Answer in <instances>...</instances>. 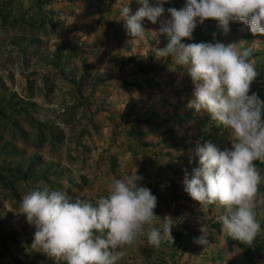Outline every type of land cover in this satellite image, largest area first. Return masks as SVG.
Instances as JSON below:
<instances>
[{"label":"clouds","instance_id":"9594fccd","mask_svg":"<svg viewBox=\"0 0 264 264\" xmlns=\"http://www.w3.org/2000/svg\"><path fill=\"white\" fill-rule=\"evenodd\" d=\"M141 5L135 14L124 6L120 16L127 33L134 40H145L143 21L156 24L162 20L156 35H166L165 47L157 48L159 58H171L184 66L194 85L188 107L206 111L211 120L230 130L231 147L220 150L211 142L198 145L199 166L184 190L202 207L219 204L222 231L251 245L261 232L257 219V193L264 177L256 161L264 163V100L252 91L259 73L233 43H184L192 40L197 21L214 20L222 32H230L231 22L248 26L253 35L264 36V0H186L177 9L164 5L170 0H137ZM143 178L132 175L115 179L107 195L74 200L64 190H32L23 196L20 213L34 226L33 249H38L66 264H117L123 248L147 231L148 243L159 247L161 228L151 226L156 219L157 197L141 186ZM174 221L164 217L163 238L173 243ZM194 242L206 245L207 226Z\"/></svg>","mask_w":264,"mask_h":264},{"label":"rangeland","instance_id":"374dc122","mask_svg":"<svg viewBox=\"0 0 264 264\" xmlns=\"http://www.w3.org/2000/svg\"><path fill=\"white\" fill-rule=\"evenodd\" d=\"M16 1L20 3L23 17L36 19L38 14L41 13L47 18L53 19V21H63L64 24L66 23V27L63 30L58 29L55 31L47 28L48 30L46 29L45 32L41 29H35L31 32L24 31L18 27V23L10 27H0V83L3 82L4 86L10 88V90L14 91L24 100L27 99L33 102L35 105L33 104L31 107V115L36 120H50L51 123L56 124L60 129L61 137L56 141L53 148H50L49 143L45 139L41 141L35 140L34 125L22 114H18L15 117L19 126L11 131L10 119H7L3 130L0 131V143H11L15 148H18L20 156H23V158L39 155L41 160L43 159L47 163L52 161L54 164H60L67 169L65 170V174L71 180H77L79 172H83L82 170H84L83 166L78 162H67V156L75 154L76 149L82 151L90 160H93L101 152L118 153L120 160H123V156L128 152H126V147L124 148V144L121 142L119 136H124V130L117 131L114 134L117 136L116 140H119V143L109 144V148L105 145L109 141L106 138V123L103 124L104 128L99 130V135L94 138L81 134L80 140L84 142L82 145L75 140L80 134V127L86 124V118L89 117L84 112L83 106L76 101L75 83L77 85L80 84L82 91L86 92L89 91L91 83H96L93 89L97 95L93 104L97 102L96 110L100 111L97 114L99 118L102 117V111L105 110H111L116 115L127 113L125 118L136 117L140 121L145 118L148 111L153 112L157 117L162 116V114H169L172 117L171 120L175 121L171 133L174 142L172 141L170 145L166 142L157 141V143H154L158 137L156 134L148 131L147 128H145L146 133L142 136V140L149 142V145L146 146L149 154L157 153V150H159L156 159V164L159 166H170V168L181 169L185 158L198 157L196 155L198 145L203 146L204 143L212 141L211 137L216 138L218 134L221 135V139L214 141L213 144L220 148L221 144L227 139L230 143L226 148H230V139H232L230 130L224 127L215 129L212 127L214 121L211 120L210 115L206 111L201 110L197 112L194 108L188 107L189 101L193 99V82L188 76H184V74L174 70L173 66H167L165 71L161 70L159 74H154L155 76L150 81V87H148V84L144 80L137 79L140 81L139 89L125 90L123 88L120 74H125L131 70L134 67V61L141 59L143 63L149 62L151 58L148 57V53H151L152 50H154L153 55L151 54L153 59L156 61L161 59L155 55L156 49L160 47L149 43L147 36L156 38L160 42L164 41L167 37L166 35H156L153 33H158L160 23L152 24L147 19L143 21V27L147 31L145 40H134L128 35L125 27L126 22L120 16V13L122 8L127 6L131 10L130 14H135L138 8L141 7L137 0H69V3L72 4L70 6L74 8L72 12L68 7L69 5L58 0H48L47 2L40 0V10H37L38 12H36L35 7V3L38 0ZM84 10L89 11V14L80 17L79 14ZM110 18H113L114 22L121 24L124 29V37L118 42L106 37L102 32L100 19ZM15 36L22 38V40L28 38L37 39L40 50H42L41 55L39 57L29 56L30 58L28 57L26 60L24 57L23 59L22 47L19 50L12 41ZM73 38H81L84 41L81 48L84 50L82 54L84 55L85 62H81L78 65L75 59L68 55L61 65L66 71L73 74V80L61 78L56 71H51V81L48 82L49 89L47 90L43 84L42 77L49 71V68H52V65L48 64L47 59L50 58L56 44L60 42H63L61 53L63 52L64 54L70 45L69 42H73ZM25 46H28L25 48L27 51H31L34 48L33 43H27ZM128 58L132 60L121 64L123 60ZM258 68H261V74L253 82L252 88L254 90L256 88L255 92L259 95L260 99L264 100V65H257L256 71L259 73ZM52 70L54 69L52 68ZM83 70L85 76L80 78L79 73ZM101 79L105 80L104 84L97 82ZM125 80L127 79L125 78ZM50 83L53 84V87ZM173 114H176L175 117ZM201 120L204 123L199 124V130H196V125ZM196 132H200V135L198 134L199 138L194 137L191 145H188L191 136L197 134ZM120 147L124 148L121 150L122 153L118 150ZM164 152H167V154ZM102 154L104 155V153ZM1 160L2 156L0 155V162ZM259 169L262 177H264V167ZM178 176L174 180L179 184L177 189L178 197L170 198L161 184L156 186V191L160 194V197L163 196L168 199V202H166L167 207L164 211L168 213L178 208L177 215L179 217L185 213L188 207L193 208L199 214L200 212L206 213L208 209L203 207L201 211L196 207L197 205L191 203L193 199L184 190V177L178 179ZM261 184L264 189V184L262 182ZM262 193L257 196L256 201L257 206L261 208L264 207V192ZM0 202L4 204L5 208H11V198L8 196V192L1 186ZM209 210L214 211V208L209 207ZM14 223L18 225V221ZM153 224L155 225L157 222L153 221ZM153 224L151 226H154ZM149 227L148 225L145 227L143 234H147ZM187 231L188 227L183 230L182 234ZM215 232L217 231L215 230ZM216 240L217 245H220V249L222 250L219 255L215 254L216 245L214 243L206 244L203 249L204 253L197 254L198 256H193V258H191L192 256L187 257L186 250L182 247L181 251H175L173 255L169 247L161 253H163V258H165V264H170L172 259L179 263L184 262L183 264H203L197 261V257L200 256L208 259L206 264H235L234 260L228 261L232 253L226 250L225 238H222L221 243H218L219 239L216 238ZM224 251H227V253L224 254ZM41 253L44 252L41 251ZM250 255L247 264H264V247H261V245L253 248ZM25 261L27 264L41 263L37 257L34 258L31 255L30 257H25ZM261 261L262 263H260ZM139 262L140 256L134 255L132 259L130 253L126 252L117 261V264H139Z\"/></svg>","mask_w":264,"mask_h":264},{"label":"trees","instance_id":"16d2710c","mask_svg":"<svg viewBox=\"0 0 264 264\" xmlns=\"http://www.w3.org/2000/svg\"><path fill=\"white\" fill-rule=\"evenodd\" d=\"M47 1L48 0H43V2ZM58 1L69 5L68 7L71 12L72 9H74L70 6L72 4L69 3V0ZM40 3V0L35 3L36 12L40 10ZM87 14H89V11L84 10L81 14H79V16L83 17ZM100 21L102 32L106 35V37H109L111 40L116 42L123 39L125 33L121 24L114 22L113 18L104 20L100 19ZM17 23L19 28L29 32L35 29H41L45 32L47 28L54 31L58 29L63 30L66 27V23L64 24L63 21H53V19L47 18L41 13L38 14L36 19L23 17V12L20 9L19 2L16 0H0V27H10L16 25ZM238 23V21L231 22L230 28L233 29L236 25H238ZM221 32L222 30H217L214 25H209V23L204 25V22L201 24L197 21V27L193 32V39H185L183 42L186 44L200 42H221L227 44V38L229 37ZM147 37L149 43L160 48L165 47L168 42L167 37L162 42L157 41L156 38H152L149 35ZM73 39V42H69L70 45L64 54L63 52L61 53V46L63 45V42H60L59 44H56L50 58L47 59L48 64H50V66L52 65V68L54 69L52 70V68H49V71L42 76L44 82L43 84L47 90L49 89L48 82L51 81V71H56L61 78L73 80V74H70L69 71H66L61 65L68 55L73 57L78 65L81 62H85L84 55L82 54L84 50L81 48L84 41L81 38ZM233 40L234 39L232 37L229 38V41ZM12 41L16 44V48L19 50L22 47V57L23 59L25 57V60L28 59L29 56L39 57L41 55L42 50H40L37 39L28 38L22 40V38L15 36ZM27 43L34 44V48L31 51H27L25 49L28 47L25 46ZM153 52L154 50H152L151 53H148V57L151 58L149 62L143 63L141 59H138L134 61V67L131 70L127 71L125 74H120L122 77V85L125 90L139 89L140 81L137 79L144 80L148 84V87H150L151 79L156 74H159V71H165L167 66H173L174 70H177L181 74H184V76L186 75L191 79L184 66L175 64L171 58H161L156 61L153 59ZM128 60L132 59L128 58L123 60L121 64L127 63ZM24 63L26 62L24 61ZM79 75L80 78L84 77V70L80 71ZM125 78L127 80H125ZM104 81L105 80L101 79L97 82L104 84ZM50 84L53 87V84ZM95 84L96 83H91L89 91L86 92L82 91L80 84L77 85V83H75L76 101L83 106L84 112L89 115V117L86 118V124H83L80 127V134L75 140L82 145L84 142H81L80 140L81 134L86 137L94 138L99 135V130H101V128L103 129V124L106 123V138L109 140L108 143L105 144L107 148L110 147L109 144L119 143V140H116L117 136L114 134L117 131L124 130V136H119V138L124 144V148L126 147L125 150L128 153L123 156V160H120L118 153L113 154L112 152H101L93 160H90V158L83 154L82 151L76 149L75 154H69L67 156V162H78L83 166L84 171L79 172L77 180H71L70 177L65 174V170L67 169L60 164H54L52 161L47 163L43 159L41 160L39 155L23 158V156H20L18 148H15L11 143H0V155L2 156V160L0 162V186L8 192V196H10L12 201L11 208H5L3 206L4 204H1L0 202V264H27L25 257H30V255L34 256V258L37 257L41 262L39 264H66L64 261H57L55 258L45 253H41L38 249L32 248L35 228L30 229V224L27 222L26 217L20 213V203L23 196L32 190H43L46 187L49 190H64L73 200L77 197H89L96 199L102 195H107L109 185L113 183L115 179L132 175L137 171V175L142 176L143 178L139 181V184L149 188L152 194L157 197V206L154 209L157 216L155 219L157 224L154 226L161 228L162 235L159 247L152 246L148 243L147 234L140 235L134 241L135 243L133 242L131 245L124 246V254L126 252L130 253L132 259L134 258V255L140 256L139 264H165V258H163V253L161 252H164V250L169 247V250L173 252L172 255L174 254L176 248H178L176 243L181 239L183 230L190 224L188 221L189 218L195 217L194 213L196 214V212L190 207L186 208L185 213L180 217L177 215L178 208L169 211L166 216L163 215L165 213L164 209L167 207L166 198L160 197V194L156 192V185L161 184L170 198L178 197L179 195L177 193V189L179 184L174 180L177 178V175L181 176H178V179L185 177L186 173L190 178L193 174V169L199 166V158L195 156L185 158L184 164H182V167L179 170L174 167L170 168V166L162 167L156 164L159 150H157V153L149 154L148 150H146V146L149 145V142L142 140V136L146 133L145 128H147L148 131L156 134L158 137L154 143H157L158 141L166 142L170 145L172 141L174 142L171 133L175 121L171 120L172 117L169 114H162V116L157 117L153 114V112L148 111L145 118L140 121L139 118L136 117L125 118L127 113H120L116 115L113 114L111 110H105L102 111V117L99 118L97 114H99L100 111L96 110L97 102L93 104L97 95L93 89ZM255 90L252 88V91L255 92ZM33 104L34 103L30 100H24L22 97L18 96L14 91L4 86V83L1 82L0 131L3 130V126L7 119H10L9 124L11 131L15 130L16 127L19 126L15 116L22 114L25 118L31 121V124L34 125V139L40 141L45 139V141L49 143L50 148H53L56 141L61 137L60 129L56 124L51 123L50 120H36L33 115H31V107ZM175 115L176 114H173L174 117ZM202 122L203 120L197 123L196 130L198 129V125ZM212 127L217 129L222 126L218 125L217 122L214 121ZM196 133L197 134H193L195 136H191L188 145H191V141L194 137L199 138L200 132ZM211 139L212 141L210 142L213 143L214 141L221 139V135L218 134L216 138L211 137ZM231 140L232 139H230V141ZM229 143V140L226 139L221 144L219 149H225ZM194 145L195 144H193V146ZM194 147H196V145ZM124 148L120 147L118 149L120 150L119 152L122 153L121 150ZM102 153H104V155ZM164 153L167 154V152ZM255 163L258 168L264 167V164L260 161H256ZM169 176H171V178H169ZM262 183L264 184V180H262ZM262 192H264V189L262 184H260L257 196L263 194ZM256 213L257 219L261 224V232L251 245H261V247H264V207L261 208L257 206ZM164 217L174 221V226L171 232L174 240L173 243H170L167 239L163 238L161 226L163 224ZM205 218L208 219L209 217ZM15 221H18V225H15ZM209 224L218 233L221 231L219 221L213 219V221ZM225 242L226 250L230 253L239 251L240 253H243V256L248 255L249 257L250 253L253 251L251 245L243 244L240 241L229 237L227 234L225 235ZM176 262L177 261L172 259L170 264H183Z\"/></svg>","mask_w":264,"mask_h":264},{"label":"crops","instance_id":"0c3cea01","mask_svg":"<svg viewBox=\"0 0 264 264\" xmlns=\"http://www.w3.org/2000/svg\"><path fill=\"white\" fill-rule=\"evenodd\" d=\"M185 3H186V0H173V1H170L169 3H166L164 7L165 9L169 7L180 9L184 7ZM167 18H168V13L166 12L164 16L158 19L156 24L161 23L162 20H165ZM206 23H209V25L216 26L217 30H221V28L218 26V23L214 20L204 21V25ZM221 33L224 34L223 32ZM227 36L229 38L232 37L234 39L233 41H229V38H227L229 43H233L237 45V51L240 52L241 54L246 50H250V55L247 59L255 66V68H257L258 64L264 65V36L253 35L250 32L248 26L241 22H239L238 25H236L233 29L230 28V32L227 34ZM228 41H227V44H228ZM258 69H259V75H260L261 68H258ZM161 197L163 198V196ZM166 202H168L167 198H166ZM191 203L192 204L194 203V205H197L196 207H198V209L202 211L203 207L200 205L199 202L192 200ZM189 205L192 206L190 203ZM209 207L214 208V211L209 210ZM204 208L208 209L206 213L200 212L199 214L198 212L195 211L196 212V214L194 213L195 217L189 218L188 221H190V224L188 225V231L182 234L181 239L176 243L177 247L179 248V249H176V251L179 252L182 250L181 247L184 248L186 250L187 257L192 256L191 258H193V256H198L197 254L204 253L203 249L205 245L197 244L194 242L197 238L202 236L200 229L204 225L207 226V241H208L207 244L214 243V245H216L215 254L217 253V255H219L222 252V250L220 249L221 246L217 245L216 238L219 239L218 243H221L222 238H225L226 234L222 230L219 233L215 232V229L211 227L209 223L213 221V219H215L219 221V226L222 229V225H221L219 218L221 215L224 214L225 209L219 204L209 205ZM166 214L167 213L165 212L163 215L166 216ZM205 217H209V218L206 219ZM30 228L33 229L34 227L30 225ZM256 247L258 246L251 245V248H256ZM226 253L227 251H224V254ZM192 260L194 261V259ZM233 260L235 264H247L249 261V258H248V255L243 256L242 252L240 253L239 251H234L232 253V256L229 257L228 261H233ZM197 261L202 262L203 264H206L208 259L204 256H200V257H197ZM260 263H262V261Z\"/></svg>","mask_w":264,"mask_h":264}]
</instances>
